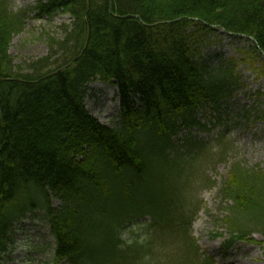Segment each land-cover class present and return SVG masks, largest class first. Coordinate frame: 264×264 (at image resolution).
Masks as SVG:
<instances>
[{"label":"trees","instance_id":"trees-1","mask_svg":"<svg viewBox=\"0 0 264 264\" xmlns=\"http://www.w3.org/2000/svg\"><path fill=\"white\" fill-rule=\"evenodd\" d=\"M86 1L35 0L28 11L0 0V263L14 225L39 213L53 264H181L172 248L154 245L157 232L173 235L184 264H213L189 234L194 205L178 197L168 172L207 160L213 146L199 136L210 130L201 111L227 130L240 79L230 58L209 65L210 37L220 30L251 39L243 53L264 75V0ZM59 14L70 21L58 26L61 37L46 38L47 55L14 63L12 39L27 20ZM95 80L116 86L111 125L86 108ZM259 105L252 119L264 123ZM220 186L226 245L255 230L264 242V168L233 163ZM145 217L142 239L134 227Z\"/></svg>","mask_w":264,"mask_h":264},{"label":"rangeland","instance_id":"rangeland-1","mask_svg":"<svg viewBox=\"0 0 264 264\" xmlns=\"http://www.w3.org/2000/svg\"><path fill=\"white\" fill-rule=\"evenodd\" d=\"M34 1L8 0L11 8L16 10L27 7L28 11ZM69 21V16L62 14L45 21L28 19L24 32L12 39L9 52L14 57V63L19 65L21 61L36 60L46 56L48 53L46 38L61 37L62 31L58 26L68 25ZM216 32L222 35L214 33L210 37L214 45L207 54L210 57L205 56L209 58V65L214 68L218 65V58L222 61L230 58L234 74L240 79L238 87L227 103L229 106L227 109L229 112L226 114L227 130L223 133L220 125L212 127L216 113L208 109H205L204 113L201 111L199 117L210 130L200 131L199 136L210 141L212 150L208 152V158L201 167L198 166V161L190 165H180L178 168L175 167L176 169L169 170L168 179L176 187H181L177 194L181 200L185 198L188 205L193 201L195 209L190 211L192 217L189 234L202 252L214 257L215 264H264V242L259 231L255 230L252 237L244 241L234 240L228 245L224 242L228 232L222 220L227 219L226 208L229 204L219 195L220 185L230 171L231 164L239 163L248 169L257 165L264 168V123L252 119L251 115L252 108H256L258 103L259 109L263 107L264 75H258L244 55L248 50L252 51L249 41L251 39L233 37L220 30ZM213 53L216 56L211 58L214 56ZM257 56V53H254L255 67L259 69L260 63L263 64V62L262 58L260 60ZM89 87L84 99L87 109L100 122L111 125L117 107V103L113 100L115 88L109 83L103 84L98 81H92ZM188 131L189 129L183 128L178 139H183ZM195 133L196 130H191V134ZM177 176H179L178 179ZM193 177L201 180L198 181L199 183L195 182ZM187 182H189L188 187L182 188ZM33 215L40 216L39 213L28 214L14 225L10 249L7 250L0 264H53L51 257L54 240L45 223ZM149 220L147 218L140 223L143 225L142 228L134 227L136 235L142 239L143 227L147 226ZM132 229L124 230L125 238L131 237L128 231ZM155 236L154 245L162 250L172 248L168 256L172 258L178 256L181 264H184L183 255L180 254L181 246L180 248L178 244L174 246L175 240L170 232H157Z\"/></svg>","mask_w":264,"mask_h":264},{"label":"water","instance_id":"water-1","mask_svg":"<svg viewBox=\"0 0 264 264\" xmlns=\"http://www.w3.org/2000/svg\"><path fill=\"white\" fill-rule=\"evenodd\" d=\"M86 5H87V7H88V0L86 1ZM88 36H89V29H88V31H87V34H86V43L88 42ZM86 43H85V45H86ZM85 45H84V47H83V49L85 48Z\"/></svg>","mask_w":264,"mask_h":264},{"label":"bare ground","instance_id":"bare-ground-1","mask_svg":"<svg viewBox=\"0 0 264 264\" xmlns=\"http://www.w3.org/2000/svg\"><path fill=\"white\" fill-rule=\"evenodd\" d=\"M233 36H237V37H238V35H233ZM239 37H244V36H243V35H239ZM212 47H213V46H212ZM212 47H211V48H212ZM209 49H210V48H209ZM208 51H209V50H208Z\"/></svg>","mask_w":264,"mask_h":264}]
</instances>
